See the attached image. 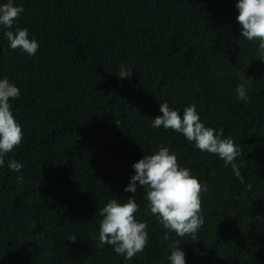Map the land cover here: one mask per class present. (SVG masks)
Returning <instances> with one entry per match:
<instances>
[{"label":"trees","instance_id":"1","mask_svg":"<svg viewBox=\"0 0 264 264\" xmlns=\"http://www.w3.org/2000/svg\"><path fill=\"white\" fill-rule=\"evenodd\" d=\"M14 3L23 12L13 28L27 27L39 47L31 56L10 49L0 28V76L20 88L11 103L23 132L0 167V264H169L175 234L163 239L139 185L143 251L125 261L97 246L99 208L131 194L122 189L132 162L158 145L205 185L204 224L178 245L186 264H264V63L240 34L234 0ZM121 63L130 77H118ZM244 72L246 104L234 92ZM164 100L194 103L206 126L233 138L243 182L183 134L150 126ZM9 158L23 162L19 173Z\"/></svg>","mask_w":264,"mask_h":264},{"label":"clouds","instance_id":"2","mask_svg":"<svg viewBox=\"0 0 264 264\" xmlns=\"http://www.w3.org/2000/svg\"><path fill=\"white\" fill-rule=\"evenodd\" d=\"M234 7L241 36L247 41H256L255 57L264 63V0H234ZM22 12V4L14 3V0H0V28L7 38L8 48L19 49L31 56L39 47L36 36L30 35L27 27L13 28L15 19ZM117 75L120 78L130 77L132 69L121 63ZM251 79L245 72L240 74L234 89L236 98L245 104L249 99ZM19 95L20 88L15 81L7 75L0 76V167L5 164L4 155L20 144L23 135L11 103ZM158 111L159 114L152 116L151 127H163L183 134L199 150L216 154L225 166L231 167L233 175L243 182L241 165L235 160L240 155V146L231 136H225L223 129L206 126L194 103L183 106L181 110L164 100L159 102ZM7 167L19 173L23 162L9 158ZM131 167L134 171L122 189L131 194L126 199L114 195L98 210L101 219L97 246L102 247L106 243L111 245L113 251L122 255L125 261L143 251L148 242V230L146 222L135 215L139 211L135 198L139 185L145 192L146 208L166 229L162 233L163 239L167 241L170 233L175 234L176 239L169 245V264H186L184 249L178 245L183 240L180 237L185 235L196 239L198 230L204 224L201 214L204 182L189 167L179 164L175 151L167 145H158L156 150L144 153L132 162ZM246 187L250 188L251 185ZM68 239L75 241L76 236L70 235Z\"/></svg>","mask_w":264,"mask_h":264}]
</instances>
